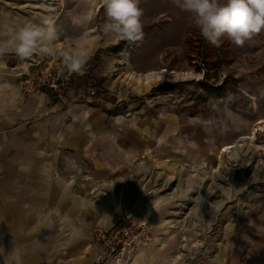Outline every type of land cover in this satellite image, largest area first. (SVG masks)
Here are the masks:
<instances>
[{"label": "rangeland", "instance_id": "rangeland-1", "mask_svg": "<svg viewBox=\"0 0 264 264\" xmlns=\"http://www.w3.org/2000/svg\"><path fill=\"white\" fill-rule=\"evenodd\" d=\"M140 7L144 36L134 43L104 35L102 0H0V25L51 19L61 33L57 48L77 39L92 44L83 74H73L60 97L48 92L67 102L74 91L85 118L104 114L102 127L92 120L84 127L96 128L91 156L113 161V170L95 180L80 167L83 181L72 183L84 205L100 208L112 193V225L119 217L147 221L149 239L126 264H264L262 66L227 37L218 46L206 41L174 0H141ZM89 13L86 27L73 22ZM5 57L24 70L63 66L39 53ZM193 180L199 190L185 196Z\"/></svg>", "mask_w": 264, "mask_h": 264}, {"label": "crops", "instance_id": "crops-1", "mask_svg": "<svg viewBox=\"0 0 264 264\" xmlns=\"http://www.w3.org/2000/svg\"><path fill=\"white\" fill-rule=\"evenodd\" d=\"M236 46L264 71V31ZM8 61L0 58V232L7 245L0 244V264H91L95 230L113 223L112 193L100 208L96 201L84 205L72 182L83 181L80 167L95 180L113 170V161L91 156L96 128L84 127L90 120L102 127L104 114L80 116L74 91L67 102L48 90L24 94L18 76L25 66ZM100 148L106 155L109 148Z\"/></svg>", "mask_w": 264, "mask_h": 264}, {"label": "clouds", "instance_id": "clouds-1", "mask_svg": "<svg viewBox=\"0 0 264 264\" xmlns=\"http://www.w3.org/2000/svg\"><path fill=\"white\" fill-rule=\"evenodd\" d=\"M141 0H102L107 18L104 35L109 39L134 43L144 36ZM180 11L188 14L200 35L209 43L219 45L222 37L243 45L255 34L264 31V0H174ZM94 16H76L73 22L86 27ZM61 33L51 19L43 24L29 20L0 25V58L14 54L25 59L34 54L58 56L69 74H83L94 48L83 39L73 40L57 48ZM195 180L185 183V196L199 190ZM205 200L202 198L201 203ZM215 211H219L216 209Z\"/></svg>", "mask_w": 264, "mask_h": 264}, {"label": "built area", "instance_id": "built-area-1", "mask_svg": "<svg viewBox=\"0 0 264 264\" xmlns=\"http://www.w3.org/2000/svg\"><path fill=\"white\" fill-rule=\"evenodd\" d=\"M34 66L23 70L18 76L19 87L25 94L48 90L60 97L73 83V74L60 66V62L52 67ZM149 233L147 221L140 223L117 218L111 227L95 230L94 237L100 244L91 264H126L130 254H134L135 249L149 239Z\"/></svg>", "mask_w": 264, "mask_h": 264}, {"label": "trees", "instance_id": "trees-1", "mask_svg": "<svg viewBox=\"0 0 264 264\" xmlns=\"http://www.w3.org/2000/svg\"><path fill=\"white\" fill-rule=\"evenodd\" d=\"M229 39V38H228ZM229 42H231V40L229 39ZM220 62V61H219ZM217 92H216V95H221L222 94V92H223V88H218L217 90H216Z\"/></svg>", "mask_w": 264, "mask_h": 264}]
</instances>
